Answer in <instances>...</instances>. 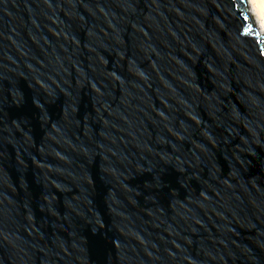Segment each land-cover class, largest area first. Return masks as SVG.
I'll return each mask as SVG.
<instances>
[{"label": "water", "instance_id": "obj_1", "mask_svg": "<svg viewBox=\"0 0 264 264\" xmlns=\"http://www.w3.org/2000/svg\"><path fill=\"white\" fill-rule=\"evenodd\" d=\"M245 3L0 0V264H264Z\"/></svg>", "mask_w": 264, "mask_h": 264}, {"label": "bare ground", "instance_id": "obj_2", "mask_svg": "<svg viewBox=\"0 0 264 264\" xmlns=\"http://www.w3.org/2000/svg\"><path fill=\"white\" fill-rule=\"evenodd\" d=\"M245 4L250 11V18L256 22L254 27L257 34L264 37V0H246Z\"/></svg>", "mask_w": 264, "mask_h": 264}, {"label": "rangeland", "instance_id": "obj_3", "mask_svg": "<svg viewBox=\"0 0 264 264\" xmlns=\"http://www.w3.org/2000/svg\"><path fill=\"white\" fill-rule=\"evenodd\" d=\"M246 8H247V7H246ZM247 11H248V14L250 15V11H249L248 8H247ZM251 20L253 21V24H254V26L256 27V22H255L254 18H251Z\"/></svg>", "mask_w": 264, "mask_h": 264}]
</instances>
